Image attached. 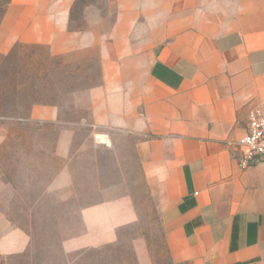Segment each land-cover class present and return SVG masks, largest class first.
<instances>
[{
	"label": "crops",
	"instance_id": "obj_1",
	"mask_svg": "<svg viewBox=\"0 0 264 264\" xmlns=\"http://www.w3.org/2000/svg\"><path fill=\"white\" fill-rule=\"evenodd\" d=\"M108 1L115 20L98 36L89 16L86 28H70L76 0H10L0 54L17 44L46 45L56 57L99 46L90 125L139 140L172 260L264 264V161L242 169L237 148L249 112L264 102V0ZM60 119V106L50 104L34 105L30 116ZM52 184L71 187L70 169ZM80 217L83 230L63 241L66 253L115 243L138 221L130 196L83 207ZM30 239L0 205V264H18ZM137 256L150 264L146 247Z\"/></svg>",
	"mask_w": 264,
	"mask_h": 264
},
{
	"label": "rangeland",
	"instance_id": "obj_2",
	"mask_svg": "<svg viewBox=\"0 0 264 264\" xmlns=\"http://www.w3.org/2000/svg\"><path fill=\"white\" fill-rule=\"evenodd\" d=\"M8 2L0 0V23ZM115 15L108 0H76L70 28H86L89 16L102 36ZM99 51L95 46L56 57L46 45L17 44L0 54V88L12 86L5 97L8 109L23 104V117L28 112V121L19 118L20 109L0 118V205L14 226L31 235L29 251L13 263L140 264L137 249L143 246L150 264H184L171 258L157 202L143 176L139 140L90 125L89 90L101 82ZM34 102L59 105L63 124L30 121ZM65 167L74 184L54 186ZM123 196L133 199L138 221L120 229L115 243L64 252L63 241L83 230V207Z\"/></svg>",
	"mask_w": 264,
	"mask_h": 264
},
{
	"label": "built area",
	"instance_id": "obj_3",
	"mask_svg": "<svg viewBox=\"0 0 264 264\" xmlns=\"http://www.w3.org/2000/svg\"><path fill=\"white\" fill-rule=\"evenodd\" d=\"M237 148L242 169H247L256 160L264 161V102L249 112L247 132L237 143Z\"/></svg>",
	"mask_w": 264,
	"mask_h": 264
},
{
	"label": "trees",
	"instance_id": "obj_4",
	"mask_svg": "<svg viewBox=\"0 0 264 264\" xmlns=\"http://www.w3.org/2000/svg\"><path fill=\"white\" fill-rule=\"evenodd\" d=\"M8 4H9V2H8ZM10 86H11L10 83L7 82L5 86L0 88V118L1 119L11 118V116L15 115V113L18 112L17 110L20 109L22 113H20L19 116H21V117H19V118L27 120L28 119V117H27L28 112H27V115L25 117H23V115H24L23 112H25V114H26V111L24 110L25 106L23 104L19 105L15 109H8V104H7L6 100H5V97L7 96V93L9 92ZM37 104H44V103L34 102L32 106L37 105Z\"/></svg>",
	"mask_w": 264,
	"mask_h": 264
}]
</instances>
